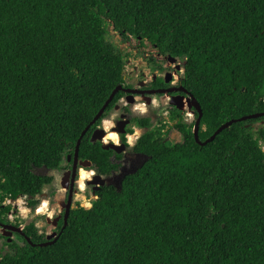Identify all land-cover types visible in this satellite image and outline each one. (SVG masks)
Listing matches in <instances>:
<instances>
[{"label": "trees", "instance_id": "1", "mask_svg": "<svg viewBox=\"0 0 264 264\" xmlns=\"http://www.w3.org/2000/svg\"><path fill=\"white\" fill-rule=\"evenodd\" d=\"M110 26L185 62L184 85L203 110L201 141L264 113V0H0L1 222L10 223L8 200L38 206L54 176L34 169L74 156L125 83L132 54L109 40ZM262 119L201 145L196 122L177 108L170 120L181 141L136 117L148 130L134 150L148 160L121 189L103 186L92 207L74 209L58 238L27 224L31 242H6L0 264H264V125L254 126ZM96 125L80 158L102 175L119 172L114 151L91 141Z\"/></svg>", "mask_w": 264, "mask_h": 264}, {"label": "flooded vegetation", "instance_id": "2", "mask_svg": "<svg viewBox=\"0 0 264 264\" xmlns=\"http://www.w3.org/2000/svg\"><path fill=\"white\" fill-rule=\"evenodd\" d=\"M147 45H149V48L148 51H146V48H144V51H146L147 53L145 54L143 59L146 62L145 69L143 71H140L139 68H135L134 66V69L129 72V76L125 74V83L123 84L125 90H121L123 92V95L119 98L113 108H111L110 110H106L102 118L99 120V123H96L97 125L91 134V141L94 143L100 142L103 146L104 144H116L121 147L120 151L111 149L114 151L112 161L114 163L120 164L119 172L114 170L111 175H102L98 172L97 169L94 168L93 165L91 167H85L82 162L89 159H82L79 155L77 161V170L75 173V155L72 156L71 154H69L65 159L66 165L63 166L62 164L61 168L59 169L52 170L48 167L36 168L37 174L40 175H48L44 173L47 171H56V173H61L62 171H64L60 186L65 190V205L62 207V209L59 210V212L56 211L52 215L49 214V217H46L47 223H49V225L53 227L51 239L59 236V233L63 229H65L66 215L71 193L73 194V196L71 200L70 214L74 209L77 208L75 207V203H77L76 195L79 193V191L83 190L80 187L81 169L85 168L88 171L94 172L92 178L86 180L85 189L91 187L92 192L95 196H98L97 193L103 186H116L115 183L120 181L119 179H117V175L122 172V169L124 168V165L128 163L129 158L134 156L138 162L142 161L138 159H143V153L136 152L134 150V146L138 142L139 138L148 130V128H139V131L135 124V118L151 117L153 122L152 128L155 126L162 127L163 125H166V128H168V123L170 122V115L172 111L175 108L179 109L178 105L175 104V102L182 101L184 102V106H186L188 105V98L193 95L184 85L183 79L185 74V62L180 57L164 55L160 53L157 48H155V46L152 45L149 41H146L144 45L137 41V48L146 47ZM130 61L131 59L129 60V62ZM140 104H144L146 106L145 110H143V107ZM149 107H154L156 111L150 113ZM179 110L181 111V114L183 115L184 120L187 123L196 122L197 112L194 108L190 110L192 113L191 116H188L186 111H182L181 109ZM108 122L110 124L109 129L107 127ZM260 122H263L264 124V119H262ZM131 129H133V131H131ZM95 132L96 140H93V135ZM110 132H117L119 135V141L110 139L109 142H105L104 139ZM101 135V139L97 138ZM124 138H126L127 143L124 142ZM139 168L140 166L138 167V169ZM97 175H102L105 179H107V184L99 185L93 183L92 181L95 180V176ZM49 186H54V180L47 187ZM97 186H100L101 188L96 189ZM43 193L40 195H43ZM40 195L38 196V199L40 198ZM93 200L90 201L92 204ZM43 204L45 205L46 203L43 201ZM49 204L47 203V206ZM40 209L41 205H38L34 210H36V212L40 214ZM9 220L10 223H4L0 221V236L4 239L3 244L0 246V253H2L3 255L6 252L11 251L10 245H7L6 242L10 244L14 243L24 245L23 239L29 238L25 234V228L27 224L20 229V226H22L21 223H19L17 220ZM32 222H35L36 227L38 228L39 235L45 237V239L47 240H51L49 239V236L51 235H49L44 230H40L39 225L36 221ZM4 225H10L12 226V229H5ZM1 229H5L7 233L11 232V235H5L1 233ZM0 259H2V257H0Z\"/></svg>", "mask_w": 264, "mask_h": 264}, {"label": "rangeland", "instance_id": "3", "mask_svg": "<svg viewBox=\"0 0 264 264\" xmlns=\"http://www.w3.org/2000/svg\"><path fill=\"white\" fill-rule=\"evenodd\" d=\"M109 40L112 41L114 44H116L121 50H123L125 53H131L132 55L129 57L131 59V61L129 62V58L127 60L126 66H125V74L127 76H129V72L132 71L135 68H139L140 71H143L145 69V60L144 56L147 53L146 51H148L149 45H147L146 47H142V48H137V40L135 38H131V40L126 41L123 39V37L114 30V28L112 26L109 27ZM146 48V51H144ZM142 49V50H141ZM141 50V51H140ZM145 53H144V52ZM139 71V70H138ZM142 107H146L144 104H140ZM143 107V110H145ZM150 109V113H153L156 111V109L154 107H149ZM166 111V110H164ZM188 117V116H187ZM263 122H257L254 124V126L256 128L263 126ZM173 122H171L170 120V124L168 126V128L171 129L169 136H168V140L170 141H181L182 136L180 133H178V131L175 128H172ZM139 130V127H137ZM140 131V130H139ZM138 160H142L140 163V165L143 164V161L145 160V158L143 157V159H138ZM66 163L65 161L63 162V166H65ZM138 167L132 168V167H128V163H126V165H124V168L122 169V172H134ZM36 171V169H35ZM42 171V170H41ZM40 172V171H38ZM64 171H62L61 173L58 172L56 173V171H47L44 172L45 174L48 175H53L54 176V186L52 187H46L44 189V193L43 195H40L39 198V206L41 205V207H44L43 212H41L40 214H38L36 212V210H33L29 205H28V200L25 197H20L12 202H8L11 203L13 206V210L12 212L9 214V219L11 220H17L19 223L22 224V226H20V229L23 228L26 224L31 223L32 221H36L39 225V229L40 230H44L45 232H47L49 235L52 236V231H53V227L51 225H49V223H47L46 221V217H49V214H53L54 212H59L60 209H62V207L65 205L64 204V199H65V190L63 188H61L60 186V182L62 180V177L64 175L63 173ZM121 172V173H122ZM37 173V171H36ZM117 175V179L120 180L119 176L120 174ZM120 181L115 183L116 186L119 185ZM98 198V196H95L92 192V188L89 187L88 189L79 191V193L76 195V201L77 203H75V207L78 206H85L86 208H90L92 207V203L90 201H92L93 199L96 200ZM93 200V201H94ZM43 201L45 203H50L48 206L47 204L44 205ZM49 209V210H48ZM1 233L3 234H8L6 232L5 229H1ZM4 239L0 236V246L3 244Z\"/></svg>", "mask_w": 264, "mask_h": 264}, {"label": "water", "instance_id": "4", "mask_svg": "<svg viewBox=\"0 0 264 264\" xmlns=\"http://www.w3.org/2000/svg\"><path fill=\"white\" fill-rule=\"evenodd\" d=\"M121 90H125L124 86L123 85H119L114 91L113 93L111 94V96L109 97V99L106 101V103L104 104V106L101 108V110L97 113V115L95 116V118L92 120V122L87 126V128L83 131L81 137L79 138L78 142H77V146H76V150H75V162H76V165H75V168H74V171L76 173V170H77V161H78V158H79V151H80V146H81V143H82V139L84 138V136L87 134V132L90 130V128L96 124L101 118L102 116L104 115V113L106 112L107 108L109 107L110 103L114 100L115 96L117 95V93H119V91ZM188 105L184 106V102H175V104L178 105L179 109H181L182 111H190L192 108H194L198 113H199V116L196 120V124H195V127H194V131H195V137H196V140L199 144L201 145H205L207 144L208 142L214 140L216 138V136L221 133L224 129L230 127L233 123L235 122H238V121H243V120H248V119H253V118H259V117H263L264 116V113H257V114H253V115H249V116H245V117H242L240 119H233L231 121H228L227 123H225L224 125H222L217 131L216 133L210 137L209 139H207L206 141H201L200 139V136H199V132H200V127H201V121H202V117H203V110H202V107L199 103V101L197 100V98L194 96V95H191V97L188 98V101H187ZM99 139L102 138V135L100 137H97ZM93 140H96V132L94 133L93 135ZM104 148L105 149H115V150H119L120 151V146L116 145V144H104ZM145 160L143 161V164L148 160V156L146 154H143L142 155ZM82 164L85 166V167H91L93 165V163L90 161V160H86V161H83ZM142 164V165H143ZM141 165V166H142ZM140 166V167H141ZM45 168H47L45 166ZM138 170V168L134 171L136 172ZM134 172H122L119 176L120 178V183L119 185H117L116 187H118L119 189L122 188V184H123V180L124 178L128 175V174H131V173H134ZM74 173V175H75ZM93 183L95 184H99V185H106L107 184V179H105L102 175H97L95 176V180L92 181ZM101 187L100 186H97L96 189H100ZM72 196L73 194L71 193V196H70V199H69V205H68V210H67V215H66V225L65 227L68 225V218H69V215H70V210H71V200H72ZM4 228L7 229V228H10L12 229V226L10 225H4ZM17 230V229H16ZM6 235H11V232L6 234ZM52 236H49V239H51ZM58 238V236L56 237ZM29 239V238H28ZM29 241L31 242V240L29 239ZM54 241L52 242H47V243H44V244H41V246H45V245H48L50 243H53Z\"/></svg>", "mask_w": 264, "mask_h": 264}, {"label": "bare ground", "instance_id": "5", "mask_svg": "<svg viewBox=\"0 0 264 264\" xmlns=\"http://www.w3.org/2000/svg\"><path fill=\"white\" fill-rule=\"evenodd\" d=\"M144 107V106H143ZM144 109H145V107H144ZM111 123V122H110ZM107 127H108V129H109V127H110V124H109V122H108V124H107ZM111 129V128H110ZM110 139H113L114 141H119L118 139H119V135H118V133L117 132H110L107 136H106V138L104 139L105 140V142H109V140ZM114 143V142H113ZM81 179H80V187H81V189H85V182H86V180H89V179H91L92 178V176L94 175V172H92V171H88L87 169H85V168H82L81 169ZM47 204V203H46ZM45 204V205H46ZM43 211H45L44 210V207H41V209H40V212H43Z\"/></svg>", "mask_w": 264, "mask_h": 264}, {"label": "snow or ice", "instance_id": "6", "mask_svg": "<svg viewBox=\"0 0 264 264\" xmlns=\"http://www.w3.org/2000/svg\"><path fill=\"white\" fill-rule=\"evenodd\" d=\"M141 166L140 163L136 160V158L134 156L130 157L128 160V167H139Z\"/></svg>", "mask_w": 264, "mask_h": 264}, {"label": "built area", "instance_id": "7", "mask_svg": "<svg viewBox=\"0 0 264 264\" xmlns=\"http://www.w3.org/2000/svg\"><path fill=\"white\" fill-rule=\"evenodd\" d=\"M186 112H187V115L188 116H191L192 115L191 111H186ZM262 147H263V150H264V142L262 143ZM8 202H12V201L11 200H8L6 203H8Z\"/></svg>", "mask_w": 264, "mask_h": 264}]
</instances>
